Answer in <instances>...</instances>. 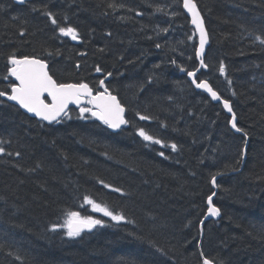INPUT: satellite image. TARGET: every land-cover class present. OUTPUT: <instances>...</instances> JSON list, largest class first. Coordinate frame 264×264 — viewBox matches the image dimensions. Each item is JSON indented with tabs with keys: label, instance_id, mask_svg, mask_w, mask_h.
Returning a JSON list of instances; mask_svg holds the SVG:
<instances>
[{
	"label": "trees",
	"instance_id": "obj_1",
	"mask_svg": "<svg viewBox=\"0 0 264 264\" xmlns=\"http://www.w3.org/2000/svg\"><path fill=\"white\" fill-rule=\"evenodd\" d=\"M194 1L209 35L196 79L231 103L241 133L188 79L198 37L180 0H0V91L11 55L94 91L111 73L128 120L115 133L71 109L47 124L0 97V264H264V0ZM69 26L78 39L59 32ZM73 211L104 224L52 231Z\"/></svg>",
	"mask_w": 264,
	"mask_h": 264
},
{
	"label": "snow or ice",
	"instance_id": "obj_2",
	"mask_svg": "<svg viewBox=\"0 0 264 264\" xmlns=\"http://www.w3.org/2000/svg\"><path fill=\"white\" fill-rule=\"evenodd\" d=\"M22 2V0H21ZM183 8L191 14V23L195 25L196 30L199 33V48L196 52V55L200 57L201 67L206 68L207 65L203 60V53L205 45L208 41V34L204 27V21L201 16L200 11L198 10L197 4L194 0H183ZM47 15L51 18V22L56 24V20L53 17L52 13L49 12ZM167 31V29H164ZM59 32L64 35H69L72 39H78V34L75 28L73 27H59ZM191 39V37H190ZM256 40L260 41L261 44H264V39L257 36ZM157 47H160L157 45ZM8 63L11 65L7 71L11 77L15 78V81L18 83H11L10 93L8 91H0V97H7L8 100L17 102L22 108L26 109L30 113H34L36 116L42 118L46 121H55L62 113L65 115L66 109L69 103L80 104L82 97L88 96L91 97L88 103L92 104L95 108H81L80 114L83 116L86 112H91V115L98 117L110 128L117 129L122 124H127L128 121L124 119V107L119 103L117 98L113 96L108 89L105 87L104 91L97 92L93 95L92 89L87 83H57L47 71V64L41 59L35 57L23 56L17 57L16 55H11L8 58ZM97 72H100L99 67L96 68ZM198 71V70H197ZM219 71L221 73L225 72V66L223 63L220 64ZM110 76L111 73H108ZM196 72H188V76L195 77ZM4 79H8V76H5ZM193 83L197 88L205 89L210 93L212 99L219 100L220 97L216 91L212 89L207 80H202L196 82L193 80ZM100 85H104V81H100ZM51 98V103H46L44 99V94ZM223 106L227 109L229 113L232 114V119L230 121L231 127L237 132H243V129L237 127L236 114L233 112L232 107L228 100H223ZM141 119H148V117L141 116ZM139 134L147 141H153L154 138L148 135L143 129L139 130ZM244 135L247 136V133L244 132ZM157 144L162 143L160 140L154 141ZM171 148L175 150L177 148L176 144H172ZM246 151V148H245ZM4 152V148L0 147V153ZM243 154V153H242ZM19 156V153H16ZM161 156L164 155L163 152L160 153ZM216 177H212V183L215 184ZM117 192L120 189H116ZM213 195H215L213 193ZM212 196L208 197V214L212 216H218L220 210L212 206ZM86 203L92 205L94 211L103 212L105 216L111 217L114 221H122L125 217L121 214H114L107 207L96 204L95 201L91 200L88 197H85ZM104 222L100 219H94L92 216L82 217L79 212H69L67 218L63 225L53 224L52 231H55L57 228H65L66 235L68 237H78L85 230H91L96 226H103ZM203 225V221H201ZM203 256V253H201ZM202 264H214L213 260L204 258Z\"/></svg>",
	"mask_w": 264,
	"mask_h": 264
},
{
	"label": "water",
	"instance_id": "obj_3",
	"mask_svg": "<svg viewBox=\"0 0 264 264\" xmlns=\"http://www.w3.org/2000/svg\"><path fill=\"white\" fill-rule=\"evenodd\" d=\"M25 1H28V0H22V2H21V0H14V2H16V3H24ZM182 1V3H183V0H181ZM183 10H184V12H185V14H186V16L189 18V20H190V24H191V26L194 28V30H195V33H196V35H197V37H198V47H197V50H198V48H199V33H198V31L196 30V27H195V25H193L192 23H191V14L190 13H188L187 12V10L186 9H184L183 8ZM199 10V9H198ZM200 11V10H199ZM201 13V12H200ZM201 16H202V14H201ZM202 18H203V16H202ZM203 21H204V19H203ZM204 27H205V29H206V26H205V22H204ZM206 31H207V29H206ZM207 34H208V31H207ZM208 45H209V35H208V41H207V43H206V45H205V49H204V53H203V60H204V56H205V53H206V50H207V47H208ZM197 52V51H196ZM197 56V55H196ZM197 59H198V61L200 62V57H198L197 56ZM46 63V62H45ZM47 64V63H46ZM206 70V68H204V67H201V64L199 63V66H198V68L196 69V70H194V71H192V72H196V75H195V77H190V76H188V78H189V80L191 81V83L194 85V87H195V89L196 90H198V91H202V92H204L214 103H220L222 106H223V99L221 98V96L219 95V97H220V99L219 100H214V99H212V97H211V95H210V93H208L205 89H200V88H197L196 87V85L193 83V80L196 78V76L201 72V70ZM198 70V71H197ZM47 71H48V73H49V75H51L50 74V72H49V65L47 64ZM181 73H185V71L184 70H181L180 71ZM12 79L15 81V78L14 77H12ZM54 79V78H53ZM109 79V76H107L103 81H104V85L103 86H101V91H99V92H102V91H104V88L106 87L105 86V81H107ZM55 80V79H54ZM16 83H18L17 81H15ZM197 82V81H196ZM198 83V82H197ZM89 87L91 88V86L89 85ZM92 89V88H91ZM214 90V89H213ZM109 91V90H108ZM215 91V90H214ZM92 92H93V95H94V91H93V89H92ZM110 92V91H109ZM111 93V92H110ZM113 96H115V95H113ZM116 98H117V96H115ZM5 100H8L7 99V97H3ZM44 99H45V102L46 103H51V98L47 95V93H45L44 94ZM88 99H91V97H88V96H84V97H82V99H81V102H80V104H76V103H69L68 104V107H67V109H66V111L70 108V107H75V108H80L81 106H84V105H86V103H87V100ZM117 100H118V98H117ZM9 102H11V103H14V104H16V105H18V106H20L17 102H15V101H11V100H8ZM119 101V100H118ZM120 103V102H119ZM230 103V102H229ZM121 104V103H120ZM230 105H231V103H230ZM21 107V106H20ZM94 107V106H93ZM223 108H224V106H223ZM21 109L24 111V112H26L27 114H29L30 116H32V117H35L36 119H38V120H40V121H44V122H46V123H49V124H51V123H55V122H57L62 116H63V114L64 113H62L59 117H57V120H55V121H46V120H43L42 118H40V117H38V116H36L34 113H30V112H28L26 109H24V108H22L21 107ZM95 109V108H94ZM125 109V108H124ZM224 110H225V112L229 115V116H232V114L231 113H229L228 111H227V109L226 108H224ZM125 113H126V110H125V112H124V119H125ZM98 121H100V122H102V123H104L102 120H100L98 117H95ZM126 120V119H125ZM107 125V124H106ZM124 125L125 124H122L119 128H117V129H113V128H110L108 125V128L112 131V132H118L120 129H122L123 127H124ZM232 128V127H231ZM233 129V128H232ZM233 131L234 132H236V133H240V132H237L235 129H233ZM216 182V181H215ZM213 188L214 189H216V184H213ZM212 197H213V199H212V206H214V207H216L215 205H214V198H215V195H212ZM207 205H208V202H207ZM208 207H209V205H208ZM217 208V207H216ZM221 217V215L219 214L218 216H212V215H210V214H208V212H207V218L208 219H214V220H218L219 218ZM92 230V229H91ZM91 230H85V231H83V232H88V231H91ZM82 232V233H83Z\"/></svg>",
	"mask_w": 264,
	"mask_h": 264
},
{
	"label": "bare ground",
	"instance_id": "obj_4",
	"mask_svg": "<svg viewBox=\"0 0 264 264\" xmlns=\"http://www.w3.org/2000/svg\"><path fill=\"white\" fill-rule=\"evenodd\" d=\"M180 2H181V7H182V10H183V3H182V1L180 0ZM195 2V1H194ZM199 9V8H198ZM184 11V10H183ZM185 13V12H184ZM186 15V14H185ZM76 40V39H75ZM123 57V56H122ZM37 59H39V58H37ZM42 60V59H41ZM122 60V59H121ZM44 61V60H43ZM46 62V61H45ZM47 63V62H46ZM183 68H185V67H183ZM206 70H207V67H206ZM194 71V70H193ZM130 74H132V73H130ZM135 75V74H134ZM188 76V75H187ZM11 77V76H10ZM197 77V76H196ZM11 79H12V77H11ZM109 79H110V77H109ZM108 79V80H109ZM189 79V78H188ZM13 80V79H12ZM195 80L197 81V82H200V81H198L196 78H195ZM14 81V80H13ZM190 81V80H189ZM15 82V81H14ZM16 83V82H15ZM209 83V82H208ZM89 85V84H88ZM105 86H106V84H105ZM211 86V85H210ZM212 87V86H211ZM107 88V87H106ZM213 89V88H212ZM110 91V90H109ZM111 92V91H110ZM200 92H202V91H200ZM97 92H94V95L96 94ZM204 93V92H203ZM111 94L112 95H114L112 92H111ZM116 96V95H115ZM2 99H4L3 97H1ZM118 98V97H117ZM5 100V99H4ZM119 100V99H118ZM6 101H8V100H6ZM88 101H89V99H88ZM9 102V101H8ZM120 102V101H119ZM11 103V102H10ZM121 103V102H120ZM12 104H14V103H12ZM16 105V104H15ZM122 105V104H121ZM16 106H18V105H16ZM87 106H89L90 108H93V110H95L94 109V107H93V105L92 104H90V103H88L86 106H85V108L87 107ZM123 106V105H122ZM20 109H21V107L20 106H18ZM124 108H125V110H126V107L125 106H123ZM71 109H76V110H79V112H80V109H81V107L80 108H75V107H70L67 111H66V113L68 114L69 112H70V110ZM22 110V109H21ZM23 111V110H22ZM24 112V111H23ZM26 113V112H25ZM27 114V113H26ZM66 114V115H67ZM29 115V114H28ZM65 114H63V116L57 121V122H59L61 119H63L65 116H66ZM90 115H91V112H90ZM127 110H126V113H125V119L127 120ZM30 116V115H29ZM92 116V115H91ZM32 117V116H31ZM94 119H96L94 116H92ZM33 118H35V117H33ZM231 119H232V116H231ZM38 120V119H37ZM97 120V119H96ZM40 121V120H39ZM128 121V120H127ZM42 122H44V121H42ZM57 122H55V123H57ZM46 123V122H45ZM102 123V122H101ZM47 124H49V123H47ZM51 124H54V123H51ZM105 124V123H104ZM128 124V123H127ZM127 124H125L124 125V127H126L127 126ZM107 126V125H106ZM230 126H231V123H230ZM123 127V128H124ZM122 128V129H123ZM232 129V128H231ZM121 130V129H120ZM119 130V131H120ZM233 130V129H232ZM118 131V132H119ZM116 133V132H115ZM241 133V132H240ZM227 197V196H226ZM63 210V209H62ZM204 233V232H203Z\"/></svg>",
	"mask_w": 264,
	"mask_h": 264
},
{
	"label": "rangeland",
	"instance_id": "obj_5",
	"mask_svg": "<svg viewBox=\"0 0 264 264\" xmlns=\"http://www.w3.org/2000/svg\"><path fill=\"white\" fill-rule=\"evenodd\" d=\"M163 34V33H162ZM161 35V34H160ZM158 36H159V34H158ZM83 108H85V107H83ZM90 113V112H89Z\"/></svg>",
	"mask_w": 264,
	"mask_h": 264
}]
</instances>
